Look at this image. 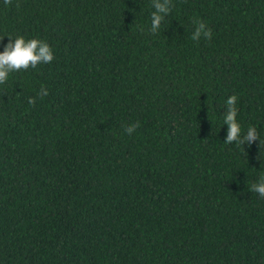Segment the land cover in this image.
I'll use <instances>...</instances> for the list:
<instances>
[{"label":"trees","instance_id":"1","mask_svg":"<svg viewBox=\"0 0 264 264\" xmlns=\"http://www.w3.org/2000/svg\"><path fill=\"white\" fill-rule=\"evenodd\" d=\"M169 7L0 0V52L54 57L0 84V264H264V0Z\"/></svg>","mask_w":264,"mask_h":264},{"label":"clouds","instance_id":"2","mask_svg":"<svg viewBox=\"0 0 264 264\" xmlns=\"http://www.w3.org/2000/svg\"><path fill=\"white\" fill-rule=\"evenodd\" d=\"M154 11L151 14V29L152 33H156L165 15L170 11L169 4L171 0H151ZM11 0H4V4L8 5ZM18 6V5H17ZM201 35L206 39H211L212 32L203 22H198L192 39L198 40ZM54 59L51 49L47 43L35 38L25 40L19 36L14 40L9 37L8 43L4 46V50L0 52V84H3L11 72L27 70L29 67L35 68L40 63H50ZM42 96H46L47 91H43ZM237 97L230 96L226 101L227 111L224 115V124L227 125V135L224 139L225 143H237L238 145H251L259 140L258 133L255 127H249L245 134H242V129L236 120L237 109L235 107ZM29 104H34L35 100L29 98ZM138 125H131L125 129L128 134H131ZM251 191L259 194L264 198V179L259 183H254L251 186Z\"/></svg>","mask_w":264,"mask_h":264}]
</instances>
